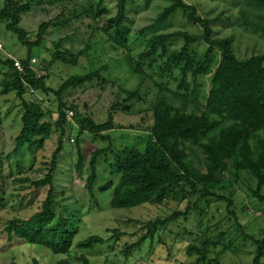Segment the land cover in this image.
Wrapping results in <instances>:
<instances>
[{
  "label": "trees",
  "instance_id": "obj_1",
  "mask_svg": "<svg viewBox=\"0 0 264 264\" xmlns=\"http://www.w3.org/2000/svg\"><path fill=\"white\" fill-rule=\"evenodd\" d=\"M67 1L70 0L52 2ZM84 1L81 10H74L71 16L63 18L64 13H61L54 21L43 22L35 41L30 40L27 32L19 27L23 15L31 10V3L5 0L0 10V20L7 21L9 30L16 33L28 48L26 58L21 60L11 56L0 57V76H3L0 83V127L5 117L1 99L15 92L21 100L22 128L16 137L14 151L25 147L43 148L47 139L53 134L58 135L57 148L50 162L46 163L44 176L39 179L15 178L24 183V188L28 183L36 189L48 187L46 198L29 218L15 216L5 223L0 232L7 234L10 241L46 247L57 255L68 254L73 248L93 250L110 241L114 247L125 236L115 227L109 229L111 236L108 238L90 235L77 241L83 222L81 208L77 200L70 199L66 191L58 189L59 159L65 148V137L70 132L68 127L75 122L79 125L77 138L72 137L79 155L76 163L78 171L85 164L79 136L88 132L107 141L111 140L109 131L116 127L114 107L110 108L106 121L97 122L90 115L80 113L76 104L65 100V93L70 88L95 81L102 87L112 82L110 66L105 63L95 68L98 61H92L93 55L90 56L94 45L99 44L95 39L97 37L109 42L117 52H122L131 73L152 80L158 94L144 147L127 145L114 150L110 144L91 154L89 175L86 177L89 196L95 200L98 162L109 152L114 153L111 173L117 175L118 180H109L99 190L105 192L114 188L110 201L112 208L158 204L170 193L178 194V189L196 195L195 199H188L185 209L173 210L164 217L145 223L143 228L146 231L133 243L126 242L123 253L129 257L135 249L147 243L167 246V231L171 225H177L184 228L182 234L196 236L190 248L201 256L200 264H221L219 255L222 252L239 249L233 242L229 245L222 243L228 238L227 231H220L219 238L215 240L210 235L209 225L202 229L203 225L199 224V229L194 232L184 225L190 223L193 210L204 214L203 206L209 208L212 202L221 201L226 204L229 215L235 218L243 238L256 244V255L251 264H264V237L257 238L247 233L233 209L237 185L246 193L253 210L264 213V53L248 58L238 57L233 36H218L214 28L225 21L224 14L204 16L197 5L186 0H164L166 5L153 22L136 31L126 24L130 0H117V11L113 16L106 7V0ZM240 2L242 5L235 24L264 34V0ZM178 14L198 31H168ZM83 17L91 20L88 27L92 29L86 46L74 52L64 46L66 37L60 38L55 43L51 61L43 66L47 73L41 74L33 62V50L44 42L49 28L63 29ZM137 47L140 49L134 53ZM96 58L99 59L98 56ZM57 62L66 66L87 62L89 68L84 73L65 78L58 88H54L48 80L51 68ZM207 81L209 86L206 88ZM36 92L57 97L56 120H52L53 113L46 111L42 101L26 97V94ZM124 92L126 101L140 97L138 89ZM4 161L1 153L0 190L9 177L5 173ZM18 197L23 198L21 195ZM5 201L3 191L0 194V209L5 207ZM200 240L201 245H198L196 242ZM175 245L167 246L170 255ZM220 245L222 251L212 257L211 254ZM79 259L82 264H91L85 254ZM32 264L40 262L34 259ZM56 264L69 262L62 260Z\"/></svg>",
  "mask_w": 264,
  "mask_h": 264
},
{
  "label": "rangeland",
  "instance_id": "obj_2",
  "mask_svg": "<svg viewBox=\"0 0 264 264\" xmlns=\"http://www.w3.org/2000/svg\"><path fill=\"white\" fill-rule=\"evenodd\" d=\"M53 0H24L31 3V10L26 12L19 27L27 32L28 38L32 41L37 39L39 27L43 22L54 21L57 16L64 13V17L72 15L74 10H81L85 1L73 0L64 3H55ZM198 6L202 15L215 17L223 13L225 21L214 26L218 36H233L234 47L238 57L248 58L253 54L264 53V34L251 29H243L235 24L242 3L240 0H186ZM5 0H0V10L3 8ZM117 0H106V7L110 10V16L116 14ZM166 5L164 0H130L128 7V20L126 24L134 31L140 30L151 24L158 13ZM91 20L83 17L81 21L67 26L66 28L51 27L45 35V40L41 46L33 50L34 58L37 59L35 67L39 68L41 74H46L43 69L52 59L55 50V43L60 38H65L64 46L77 52L83 49L90 37L92 29L88 27ZM172 26L168 31L190 30L197 32L198 28L188 24L187 19L178 14L172 21ZM99 44H95L90 52L92 61H98L95 68L107 63L110 66L111 83L104 86L97 85V82L87 83L85 86L70 88L65 93V100L69 104L78 106V111L90 115L97 122H104L109 117L111 107L115 108L114 120L116 127L109 131L111 140L103 141L95 138L92 134L85 132L79 136L81 147L85 158V164L81 171L76 169L79 160L76 142H72V137L77 138L79 125L72 123L68 134L65 137V148L60 153V169L58 171L59 191H66L68 197L78 201L83 222L77 236V241L90 235H102L106 238L111 236L109 229L119 228L125 233L118 243L112 246L113 242L99 245L93 250H83L73 248L65 255H57L50 249L37 245H30L18 240H8L7 234L0 232V264H32L37 259L40 264H56L59 261L67 260L69 264H82L79 256L85 254L91 264H200L201 256L192 251L191 242L195 235L182 234L184 228L171 225L165 240L168 247L173 246V253L166 245L156 244L152 246L147 243L140 249H135L131 256L126 257L123 253L126 242L133 243L141 233L146 230L144 224L164 217L173 210L185 209L188 199H195L194 193L185 192L178 189L179 193H170L158 204H149L133 208H112L110 201L114 193V188L105 192L99 187L109 180H118L117 175L111 173V164L114 161V153L109 152L103 155L98 162V180L95 184V200L89 196L86 188V177L89 175V162L91 154L101 147L112 144L114 150H118L127 145H137L144 147L147 139L148 127L152 124V108L156 100L158 89L149 78H143L130 72L129 65L124 59L122 52L114 50L106 40L95 38ZM0 57L11 56L17 60L26 58L28 48L24 45L18 35L9 30L7 21L0 20ZM140 48L134 49L137 53ZM99 57L97 59L96 57ZM95 57V58H94ZM84 60V59H83ZM89 68L87 62L77 66H66L61 62L53 65L50 71L48 83L58 88L62 81L75 74L84 73ZM88 70V69H87ZM3 76H0V83ZM209 86V81L205 82V87ZM140 91V97L126 101L124 90ZM29 99L42 101L46 111L53 113L56 120L58 114V100L54 94L46 95L42 92L34 94L28 93ZM4 121L0 127V154L5 158V173L9 176L6 185H1L0 194L5 193V207L0 209V230L5 223L15 217L29 218L41 206L46 198L48 187L36 189L15 180L19 176L39 179L46 173V163L50 162L53 152L57 148L58 135L53 134L45 141L43 148L25 147L15 152L16 137L22 128L20 103L21 100L15 92H11L2 97ZM117 103H119L118 106ZM127 106L128 108H123ZM70 115H72L70 113ZM49 115L47 119H49ZM21 195L23 198L18 197ZM187 195V196H185ZM69 199V200H70ZM235 207L238 215V222L246 227V232L253 234L257 238L264 237V213L254 211L246 193L236 185L234 194ZM205 208V213L193 210L189 226L191 231L199 229V224L211 227L210 235L213 239L219 238L220 231H227L228 238L222 243L229 245L234 243L237 251L228 249L222 252L221 264H251L256 255V244L251 239H244L241 230L236 224L234 217L230 216L226 204L221 201L212 202L211 206ZM179 233V234H178ZM180 234H182L180 236ZM180 238H179V236ZM176 241V242H175ZM195 243V242H194ZM201 245V240L196 242ZM222 245L216 248L212 257L222 251Z\"/></svg>",
  "mask_w": 264,
  "mask_h": 264
},
{
  "label": "built area",
  "instance_id": "obj_3",
  "mask_svg": "<svg viewBox=\"0 0 264 264\" xmlns=\"http://www.w3.org/2000/svg\"><path fill=\"white\" fill-rule=\"evenodd\" d=\"M1 47H2V45L0 44V48H1ZM33 62H37V59L34 58V59H33ZM18 64H19V62H18ZM71 141H74V139L72 138Z\"/></svg>",
  "mask_w": 264,
  "mask_h": 264
}]
</instances>
